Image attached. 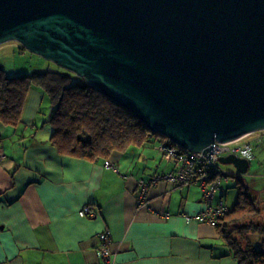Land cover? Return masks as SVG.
<instances>
[{
  "label": "water",
  "instance_id": "obj_1",
  "mask_svg": "<svg viewBox=\"0 0 264 264\" xmlns=\"http://www.w3.org/2000/svg\"><path fill=\"white\" fill-rule=\"evenodd\" d=\"M11 41L209 163L216 143L264 131V0H0Z\"/></svg>",
  "mask_w": 264,
  "mask_h": 264
},
{
  "label": "crops",
  "instance_id": "obj_2",
  "mask_svg": "<svg viewBox=\"0 0 264 264\" xmlns=\"http://www.w3.org/2000/svg\"><path fill=\"white\" fill-rule=\"evenodd\" d=\"M27 96L20 124L0 122V264H103V231L114 264H236L213 225L185 220L204 208L198 185L160 181L137 207L139 182L171 170L156 145L114 153L111 167L62 156L39 134L42 93ZM86 205L94 217L78 215Z\"/></svg>",
  "mask_w": 264,
  "mask_h": 264
},
{
  "label": "trees",
  "instance_id": "obj_3",
  "mask_svg": "<svg viewBox=\"0 0 264 264\" xmlns=\"http://www.w3.org/2000/svg\"><path fill=\"white\" fill-rule=\"evenodd\" d=\"M18 49L22 50L20 47ZM76 79V75L60 67L37 69L26 75L8 76L0 65V122L5 127H16L20 124L28 91L37 89L49 105L47 109L42 105L39 111L42 122L40 127L42 126L41 129L47 134L45 142L62 156L91 163L105 162L114 153L148 144L156 145L158 150L161 146L173 147L178 154L188 157L192 154L172 144L164 136L151 132L131 111L97 92L84 81L76 82ZM263 144L264 136L261 143L254 145V157L249 164L255 159L254 151ZM159 151L165 164L173 169L174 162ZM181 165L182 163L180 168ZM198 167L202 165L194 162L193 168ZM221 181L213 192L212 203L215 206L221 202L227 210L215 219L216 233L228 247L236 264H264V223L258 220L263 213L260 208V193L255 194L256 190L253 189L252 192L248 191L251 187L243 189L239 186L236 201L230 208L222 198L219 202L214 201ZM167 183L196 184L201 188L196 179L186 183ZM99 242L101 243L100 239ZM110 264L114 262L110 261Z\"/></svg>",
  "mask_w": 264,
  "mask_h": 264
},
{
  "label": "built area",
  "instance_id": "obj_4",
  "mask_svg": "<svg viewBox=\"0 0 264 264\" xmlns=\"http://www.w3.org/2000/svg\"><path fill=\"white\" fill-rule=\"evenodd\" d=\"M240 140L236 139L231 142L226 143H216L214 146V152L210 153V163L208 157L202 155L201 153H192L190 156H184L183 154H178L176 149L173 147H160L166 158L173 161L175 167L171 169L172 171L165 174L157 173L150 179L141 180L139 182V192L137 196V207H146L148 204L146 202L148 188L157 184L160 181L172 182V183H186L191 182V179H196L200 182V186L204 185L206 180V185L202 189V201L204 208L202 211L186 216L185 220L187 222L197 221L209 223L211 225L215 224V219L220 217L226 208L222 206L219 202L217 205H213V192L218 187L221 181L222 171L219 167V160L221 157L235 156L250 162L253 159V147L257 143L247 142V144H235ZM198 162L202 167L197 169L193 168V163ZM180 163H182L180 168ZM106 167H110L109 162L105 163ZM214 172V174H213ZM211 173V176H208ZM211 181L209 184L208 182ZM85 213V216L94 217L95 209L90 206H85L81 209V214ZM99 239L101 241L100 246L102 249L101 257L103 259V264H110L111 256L109 252V247L111 245V237L108 231H104L100 234ZM112 262V261H111Z\"/></svg>",
  "mask_w": 264,
  "mask_h": 264
},
{
  "label": "rangeland",
  "instance_id": "obj_5",
  "mask_svg": "<svg viewBox=\"0 0 264 264\" xmlns=\"http://www.w3.org/2000/svg\"><path fill=\"white\" fill-rule=\"evenodd\" d=\"M18 46L19 44L13 41L0 45V65L6 70L8 76L26 75L37 69H46V68L58 69V66L55 65L54 63L44 60L39 56L30 53L21 46L20 48L22 50H20L18 49L19 48ZM75 81L81 82L83 80L77 77ZM27 97L28 96H26L25 102L27 100ZM46 101L47 100L45 99V101L43 102L44 107H46L45 105ZM39 134L46 135L44 132L43 133L39 132ZM263 136H264V131L262 130L253 133H248L240 137V140L235 144H241V143L247 144V142L249 141L252 143L255 142L261 143V139L263 138ZM163 141L166 142L167 140H163ZM4 142L10 145L9 148H6L7 151H9V149L14 146L13 143H11L8 138H6ZM254 153H255V159L249 164V168L244 175L239 174L233 164L220 163V168L224 175L222 176L220 188H218L216 192H218V194L222 196V199L224 200L226 206L231 208L234 202L236 201L237 189L239 186H242L243 189L247 187H251L248 189V191L251 192L252 189L256 190V192L254 193L255 194H257V192L260 193L259 196V199L261 200L260 208L263 211V213L261 214L258 220L259 222L264 223V144L261 148H257L254 151ZM109 165H111L110 162ZM211 175H212L211 173H208V176ZM203 182H205V184L201 185L202 188L205 187L206 180ZM208 183L210 184L211 181H209ZM138 192H139V184H138L137 196H138ZM78 215L80 217H87L85 216V213L81 214V210L78 211Z\"/></svg>",
  "mask_w": 264,
  "mask_h": 264
},
{
  "label": "clouds",
  "instance_id": "obj_6",
  "mask_svg": "<svg viewBox=\"0 0 264 264\" xmlns=\"http://www.w3.org/2000/svg\"><path fill=\"white\" fill-rule=\"evenodd\" d=\"M17 44H18V43H17ZM19 47H20V46H19ZM227 157H228V156H227ZM221 158H223V157H221ZM106 162H109V161H108V160L105 161V162H104V165H105ZM219 163H221L220 160H219ZM248 163H249V162H248ZM105 166H106V165H105ZM110 167H111V165H110ZM220 169H221V168H220ZM221 171H222V170H221ZM223 175H224V174H223V172H222V175H221V176H223ZM221 179H222V177H221ZM86 206H87V205H86ZM84 207H85V206H84ZM213 226H214V225H213ZM103 232H104V231H103ZM101 233H102V232H101Z\"/></svg>",
  "mask_w": 264,
  "mask_h": 264
}]
</instances>
